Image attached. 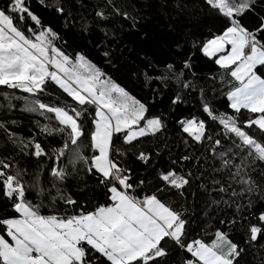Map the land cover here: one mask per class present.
Segmentation results:
<instances>
[{
	"label": "snow or ice",
	"instance_id": "obj_1",
	"mask_svg": "<svg viewBox=\"0 0 264 264\" xmlns=\"http://www.w3.org/2000/svg\"><path fill=\"white\" fill-rule=\"evenodd\" d=\"M37 3L71 26L74 18L59 0ZM194 7L204 26L183 43L177 40L171 62L153 76L139 69L144 63L156 70L141 55L143 48L120 41L119 56L113 47L98 48L105 71L88 52H69L68 41L41 19L31 0H3L0 88L27 93L4 92L5 110L15 107L11 100H22L21 111L38 119L28 137L12 130L17 120H0V264H247L246 249L264 241V207L253 211L264 201V169L256 168L257 162L264 165V0H199ZM95 17L123 18L137 43L153 41L113 0H104ZM124 50L135 54L130 78L175 85L170 114L187 102L198 81L209 82L199 87L200 115L175 120L185 146L202 149L199 155L169 157L161 167L154 159L159 151L145 150L151 147L145 141L168 132V118L149 114L148 104L110 74L121 70ZM199 59L217 71L198 76ZM49 137L62 143L54 147ZM129 155L143 173L129 166ZM24 158L36 167H22ZM86 178L95 181L90 193ZM197 180L213 212L220 205L235 208L216 219L210 242L193 238V214L165 198V190L184 197ZM205 215L212 219L207 210Z\"/></svg>",
	"mask_w": 264,
	"mask_h": 264
},
{
	"label": "trees",
	"instance_id": "obj_2",
	"mask_svg": "<svg viewBox=\"0 0 264 264\" xmlns=\"http://www.w3.org/2000/svg\"><path fill=\"white\" fill-rule=\"evenodd\" d=\"M31 2L32 9L41 19L45 22H50L60 32L61 36L68 41L70 47L67 50L69 52L73 50L88 52L89 58L98 66L103 67L105 71L109 69L104 65L98 48L102 50L105 45L113 47L116 55L119 56L121 49L117 45L120 41H123L124 44H128L135 50L143 48L144 51L141 52V55L146 53L148 59L156 66V70L154 71L151 67H147L146 64L140 63V71H147L150 75L158 76L164 62H171L170 53L175 49V42L179 40L183 43L184 39L189 36L198 35L205 24L198 9L194 7V5L199 4V0H113L117 7L137 18L138 27L142 26L143 31L152 34L153 41L148 45H144L137 43L136 38L129 35L128 24L130 22L124 21L123 18H112L109 21L101 22L95 17L96 10L104 7V0H59L74 18L70 20L71 26L68 28L64 27V20L57 18L50 8L41 7L37 0H31ZM46 2L51 4L55 0H46ZM178 3L181 5L179 8L177 7ZM2 4L3 0H0V5ZM184 5H188V7H184ZM121 27L123 28L122 32L120 31ZM105 31L111 32L112 35L105 38ZM113 36L118 37L115 43L112 42ZM123 55L125 60L119 66L121 70L119 72L112 71L110 74L138 99L148 104L149 114H163L168 118V132L162 138L145 141L146 146H151L150 148L146 147L145 150H151L153 153L159 151L160 156H154V159L161 167L169 160V157L174 159L178 155L190 153L199 155L202 149L185 146L182 134L175 125V120L182 116L200 115L197 110L199 87L207 88L209 82L203 79L198 81L197 90L192 93L187 102L179 105L175 113L170 114L171 99L176 91L175 85L170 83L168 87H164L156 80L145 83L143 76L130 78L128 75L129 67L131 66V61L135 59V54L124 50ZM196 64L198 76L211 75L217 71V66L210 61L199 59L196 60ZM154 90H156L155 93ZM4 92H10L17 97L26 96L27 93H23L20 90L0 88V120H17L18 124L13 126L12 130L16 131L20 136L28 137L30 133L35 132L33 121L38 119V117L21 111L23 107L22 100H11V104L15 105V107L12 111H6L5 106L9 101L5 99ZM216 103L221 111L225 110L222 98H218ZM201 118L203 117L201 116ZM2 136L3 133L0 132V144L3 143ZM183 138L188 139L186 134H184ZM46 142L54 147H59L62 143L59 137H49ZM189 143L191 144V141ZM127 162L137 173L144 172L140 162L136 161L131 155L127 158ZM20 164L22 167L29 169L36 167L35 162L31 158L21 159ZM192 164L195 166L196 162L192 161ZM256 168L258 170L264 169V165L257 162ZM193 171H195V167H193ZM254 178L259 180L258 173H254ZM86 182L89 185L86 192L90 193L95 188V181L86 178ZM200 183L201 181L199 180L195 181L193 186L184 193V197L179 196L174 191L165 190V198L174 205L183 204L193 214L196 221L193 238H203L206 242H210L216 219L224 218L225 215L231 216L235 208L226 209L223 205H220V209L213 212L211 208L207 207L209 203L208 194L198 187ZM95 195L99 202H103L104 198L101 192H97ZM212 195L215 196L214 193ZM260 207H264V201H258L253 211ZM205 210L211 215L212 219L205 215ZM206 224L208 225V231L205 233L201 229ZM236 239H239V237L237 236ZM262 245H264V241H259L255 247L246 249L244 255L247 264H264V247Z\"/></svg>",
	"mask_w": 264,
	"mask_h": 264
}]
</instances>
